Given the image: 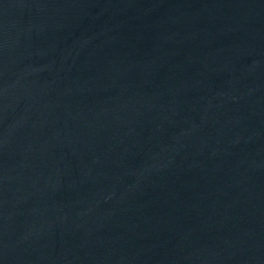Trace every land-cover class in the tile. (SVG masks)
Returning <instances> with one entry per match:
<instances>
[{"label":"water","instance_id":"1","mask_svg":"<svg viewBox=\"0 0 264 264\" xmlns=\"http://www.w3.org/2000/svg\"><path fill=\"white\" fill-rule=\"evenodd\" d=\"M0 264H264V0H0Z\"/></svg>","mask_w":264,"mask_h":264}]
</instances>
